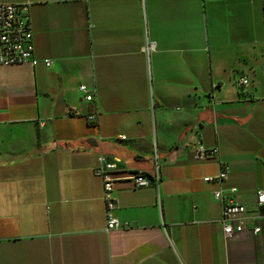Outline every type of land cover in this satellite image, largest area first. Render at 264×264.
I'll return each instance as SVG.
<instances>
[{"label":"crops","instance_id":"0c3cea01","mask_svg":"<svg viewBox=\"0 0 264 264\" xmlns=\"http://www.w3.org/2000/svg\"><path fill=\"white\" fill-rule=\"evenodd\" d=\"M24 2L40 62L0 65V264H264V218L227 238L203 180L228 164L248 211L264 190V0H0ZM100 155L158 167L114 185L127 228Z\"/></svg>","mask_w":264,"mask_h":264},{"label":"built area","instance_id":"2783aa9c","mask_svg":"<svg viewBox=\"0 0 264 264\" xmlns=\"http://www.w3.org/2000/svg\"><path fill=\"white\" fill-rule=\"evenodd\" d=\"M30 3H0V65H14L30 63L36 65L40 62L34 55L33 31L29 19ZM44 65L49 66V59L41 60ZM239 86H245L248 79L245 76L237 78ZM79 91L84 94V99L88 102L94 100V95L88 90L85 84L78 86ZM89 123H95L96 112L86 115ZM124 139L125 136L120 135ZM209 156L217 157L216 147L206 148L199 144L195 146V158L205 159ZM229 166L226 163L220 164L219 171L214 176H205L203 180L207 183H216L219 187L212 191L215 199L221 202V215L218 223L221 225L224 235L227 238L234 237L246 230L253 234L261 232V227L254 221L264 218L262 208L264 207V190L256 193V209L248 211L246 207L234 199L235 187H230L227 191L221 187V183L227 178ZM93 174L102 183V200L105 209V230L122 229L129 227V223L121 222L114 215L117 207L116 198L113 195L114 185L117 182L128 181L135 187L150 186L153 182L158 184L159 175L156 165L154 176H147L140 172L127 171L118 165L116 159L100 155L97 165L93 168Z\"/></svg>","mask_w":264,"mask_h":264}]
</instances>
